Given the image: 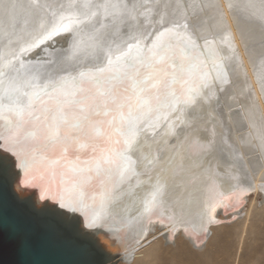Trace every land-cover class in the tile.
Returning <instances> with one entry per match:
<instances>
[{
  "label": "rangeland",
  "instance_id": "rangeland-1",
  "mask_svg": "<svg viewBox=\"0 0 264 264\" xmlns=\"http://www.w3.org/2000/svg\"><path fill=\"white\" fill-rule=\"evenodd\" d=\"M227 3L229 9H233L230 10V15L233 16L232 26L235 23L233 28L227 27L228 22H225L213 0H0V40H2L0 60L3 53H9L10 57L9 71L0 75L1 98L11 97L18 83L27 82L29 86L43 80L52 81L74 72L81 64L97 67L106 60L117 57L120 50L119 55L126 50L124 53L130 52L129 55L133 57L148 56L145 61L138 62L139 67L146 62L147 68L136 89L130 88L132 97L129 100L130 107L141 108L145 112L135 115L136 117L134 116V119L125 125V130L119 131L120 138L114 139V142L110 140L111 144L109 141L107 146L105 144L108 143H105L102 144L103 146L89 145L86 149H81V145L88 140L82 142L83 144L80 141L94 136L81 131L82 139L79 141L77 138V141L75 140L77 144L74 143L73 146L70 145L59 152L58 157L47 165L48 172L50 171L54 176L61 174L66 176V172L87 169L90 177L97 173L101 178L112 181V177L122 169V163L126 161L125 157H128L126 154L133 151V147L136 146V137H140L144 132L147 138L149 137L144 129L145 124L148 125L154 116L166 117L167 119H164L166 122L172 120L175 112H179L182 108L178 105L182 104H187L188 109L185 113L181 112V115L179 113L176 118L178 124L171 129H157L151 143L146 141L142 145V149L150 152L149 158H175L178 162L174 170L182 171L185 165L180 161L185 160L186 163L188 158L195 160L202 158L201 154L205 155L208 147V138L220 136L218 132L223 126L226 130L225 139L232 138L231 130L228 128L230 125L226 119L229 117L227 114L229 110L234 112L243 110L247 117L250 116L249 125L252 126L247 129L239 127L238 133L259 130L257 135L264 148L263 121L259 122L264 119V109L254 103L256 101L257 104L264 105V0H228ZM188 23L197 31L195 35ZM153 28L156 30L155 34L144 35ZM214 32L219 38L224 58L229 61L227 62L229 68L231 64L234 66L231 65L232 72L229 69L230 78L233 77L230 84L221 75L217 81L221 87L227 86L222 92L221 105L216 97V86L208 79L205 72L206 58L199 50V43L208 39L206 33ZM139 34L143 36L141 38L135 36ZM5 45L9 47L7 52L3 51ZM208 50L209 53L212 52ZM234 54L236 57L232 56ZM138 63L131 66L133 69L131 67L127 69H130L128 74L138 70ZM104 65L100 68H104ZM114 71L110 72V69L107 71L111 74L112 80L122 75V72L118 71L121 75L117 77L118 72ZM123 78L126 77L122 76ZM174 106L177 109L175 111ZM252 109H255L256 113ZM149 110L152 112L149 113ZM146 111H148L147 115ZM124 113H127V110ZM254 113L260 117L255 116ZM117 119H122V116L119 115ZM257 121L259 126L261 125L260 128L257 126ZM251 122L256 124L253 126ZM157 123H152L153 127ZM134 124L135 127L130 129ZM130 130L141 133L136 135ZM210 130L212 134L214 130L218 132L215 131L213 136ZM70 132L78 133L76 130ZM242 139L240 143L242 154L244 158H250L254 151L251 146L254 141ZM116 140L118 143L123 142L118 144ZM128 142H131L132 146ZM124 144L125 147H122ZM116 145H120L119 151ZM127 146L132 149L126 148ZM221 147L223 148L219 145L218 148L222 156L212 151L209 159L206 160L211 162V158H230L223 156L227 153ZM87 151L91 155L89 152L87 154ZM123 151H126V154ZM98 153L102 157L97 156ZM112 162L114 164L116 162L114 167L118 166L114 168ZM222 168L223 166L217 162L208 164L197 176L196 182L172 203L177 206L197 208L204 200L206 191L211 190V184L214 183L212 181L219 180L221 185L225 182ZM28 170H32V173L39 171L33 168ZM37 174L41 175L40 172ZM81 177L79 174L76 177L79 180L76 182H79ZM108 205V202L97 204L91 208V212L90 209L84 208L78 210L84 214L88 213L89 217L86 214L85 216L91 220L93 218L94 223L105 216L107 221L109 220L108 226L112 229V226L118 227V221L128 215L125 213L128 210H120L110 215L107 210ZM99 208L101 210H98ZM59 210L63 216L71 215V212L62 208ZM105 211L108 213L105 214ZM213 214L214 223L202 231H197L180 221H167L162 217L153 216L147 220L132 245L123 239H118L107 255L117 264H264V189L250 197L241 196L234 199L233 196L227 195L215 205ZM109 227L104 229V233L110 230ZM93 236L95 237L92 238ZM93 236L88 238L98 242L97 235Z\"/></svg>",
  "mask_w": 264,
  "mask_h": 264
},
{
  "label": "bare ground",
  "instance_id": "bare-ground-1",
  "mask_svg": "<svg viewBox=\"0 0 264 264\" xmlns=\"http://www.w3.org/2000/svg\"><path fill=\"white\" fill-rule=\"evenodd\" d=\"M227 1L228 0H213L214 4L219 9L221 16L224 17L225 22H228L227 27L233 28L235 23H233L234 25L232 26L231 17L233 16L230 15V10L232 8L229 9V3H227ZM188 25L195 35L197 31L193 29L189 23ZM155 28L144 35L149 36L155 34ZM2 30L4 31L5 29ZM135 36L141 38L143 35L139 34ZM206 36L208 39L199 43V50L201 51L200 53L204 56V58H206L207 64L205 67V72L208 75V79H210L211 82L216 86V97L221 105L222 102H220V100L222 97V92L227 86L221 87L217 81L221 75L224 77L223 79H225L226 82L230 84V82L233 80V77L230 78L231 76L229 75V69L232 68V64L229 68L227 63L229 61H227V59L223 56L217 34L215 32L206 33ZM208 49H210L212 52L209 53ZM8 50L9 47L5 45L3 51L7 52ZM120 51H118L119 54L121 53ZM124 52H126V50ZM124 52L121 55H116L117 57L113 59H111V56H109L110 59L108 61L106 60V56L105 63H101V61L99 62V64L101 63L100 66L105 64V67L103 66L104 68H100V66H97L96 63L95 65L97 67L90 66L91 64H81L74 72L68 73L65 76L63 75L62 77L52 81L43 80L37 84L29 86L27 82L26 84L25 82L18 83V85L15 86V91L11 97H0V167L5 172L15 196L20 200L27 201L32 207L41 210H49L50 212L57 214L69 224H73L76 231L85 237L97 235L96 238L98 239V242L96 243L106 253L109 252L110 248H112L118 239H123L129 245H132L135 239L139 236L147 220L153 216L162 217L167 221H180L197 231H202L204 228L209 227L212 223H214L215 218L213 214V208L225 196L231 195L234 197V199L241 196L250 197L252 194H256L264 189V148L262 147L260 137L257 135L259 130L257 129V132H254L253 130H247L243 134H239V129L237 130L239 127L247 129L252 126L249 125V115H251L252 112H250L251 114H249V117H247L243 110L235 112L229 110L227 112L229 117L226 119L227 122L231 123H228V125H230L228 128L231 130L230 136L232 138L225 139L224 131L226 130L224 126L222 127V130L217 129L221 130L220 132L214 130L212 134L210 130L213 136H215V131L220 133V136L216 135L215 138L213 136V138H208V147L206 148L205 155L202 153V158H199L201 161L199 159L195 160L194 158H188L189 160L184 163L185 160H181L180 162L182 165H185V168L182 169V171L174 170L178 162L175 158H149L150 152L142 149V145H144L146 141H148L149 144L151 143L156 131H158L157 129L174 128L179 122L176 120V118L179 116V113L181 115V112L185 113L187 111V104L178 105L182 108L179 109V112H175L173 119H170L168 122L164 120L167 119L166 117H160V120V118L154 116L151 118L150 122L147 121L149 124H145L146 127L143 124L145 127L144 129L147 131L146 133L149 134V139L144 132L145 136L144 134H140V137H136V146L133 147V151L129 150V154H126V151H123L128 157H125L127 159L122 163L121 170L116 168L118 170V174L112 177L114 179H112V181H108L106 178H101V175L97 173H94V175L90 177L89 171H86L87 169H80L79 171L75 172L65 171L66 176H63L65 174L54 176L50 171L48 172L47 165L51 163V160L53 161L54 158L58 157L57 155L59 152H61L64 148L70 147V145L74 144L75 140L77 141V138L79 141L82 139L83 135L80 134L81 131H83V133H91L94 135L93 137H86L85 140L80 141L82 143L88 140L87 143H82V147L79 146L81 149H86L89 145H94L96 147L105 143H108L105 144L107 146L109 145L110 140L113 141L119 137V131L123 132L122 130H125V125L129 121L131 122L135 115L142 111L145 112L141 108L135 109L130 107L129 100L132 97L130 88L133 87V89H136L137 84L142 81L147 68L146 62L144 65L141 64L140 67L138 62H143V60L145 61L148 56L133 57L129 55L130 52ZM113 55L115 54L113 53ZM232 56H235V54ZM235 57H233L234 60ZM137 63L139 67L138 70H135L132 72V74H128L130 69H127L131 66H134L135 64L137 65ZM9 67V53H3L0 60V75L6 74L9 71ZM109 69L110 72L111 70H117V72L121 71L122 75L120 74L121 72H118L117 77L119 74L121 76L115 80H112L110 78L111 74L107 73ZM136 74H138V76ZM122 76H125L126 78L122 79ZM249 88H251V86ZM254 103L259 106V108L261 107V109H264V105L257 104L256 101ZM175 108L176 106L173 108L174 111L177 110ZM126 110L127 113H124ZM254 110L252 109V111ZM151 112L149 110V113ZM254 112L256 113V111ZM147 113L148 111H146V115ZM207 113L209 114V112ZM119 115L122 116V119H117ZM255 116L258 115L256 114ZM261 121L264 122V119L260 120L259 122L261 123ZM263 122L262 126L264 127ZM152 123L157 124L153 127ZM216 123L219 124L218 122ZM256 123L258 124V121ZM255 124H253V126ZM131 125H133V123H131ZM221 126L222 125H220V127ZM257 126H259V124ZM134 127L135 124L130 129H133ZM263 127H261V129H263ZM70 130H76L78 133L72 134ZM130 131L133 132L132 130ZM134 133L136 132H133V134ZM138 133L141 132L138 131ZM138 133H136V135ZM123 134H125V132ZM130 135L131 134H129V137ZM262 135L264 136V132ZM121 137L124 136L122 135ZM242 138H245L247 141H254L251 144L252 148H254V151L250 158H244V155L242 154L243 151L241 150L240 145V143L243 141ZM129 139L130 138H128V140ZM223 140H225V142H223ZM92 142H94L96 145ZM122 142L120 141L119 143ZM130 143L129 145L132 146L133 141L131 144ZM125 144L122 145V147H125ZM219 145L223 146L221 149H224L225 153H227L226 155L223 154V156H229L230 158H211V162L206 160L209 159L208 157L211 155L212 151L222 156V154L219 153ZM130 146H127L126 148L129 147L130 149ZM118 147L119 148L117 150L119 151L120 145ZM140 149H142V151ZM89 151H87V154ZM89 154L91 155L90 152ZM97 156H100V154ZM116 156L118 155L116 154ZM93 161L96 163V160ZM214 162H217L223 166L221 172L225 176V182H223L221 185L218 182L219 180L212 181L214 183L211 184V190L206 191L204 200L197 208L174 205L172 202H174L175 198L180 196L182 193H185L187 188H190L191 185L196 182L197 176H199L201 171L208 164ZM83 163H85L84 160ZM78 164L79 163H77V165ZM229 164H231V166H229ZM113 165H116V162L115 164L113 163L112 166ZM29 168L39 170L38 172H40L41 175H38V172L32 173L33 171L28 170ZM97 168L98 167H96V169ZM106 170H108V168ZM79 174L82 176L80 178L81 180L76 182L79 180V178L78 180L76 178ZM106 202L109 203L107 206L108 209H106L109 210L108 212L110 215L111 213L113 214L120 210H128L125 212L128 213V215H126L122 220L118 221V227L116 226L113 228L112 226L111 229L107 223L109 220L107 221L105 216H102L104 217L103 219L99 221L96 220L97 222L94 223L95 221L93 218L92 220L94 222L90 218H87L89 215L88 213L87 215L85 212L87 215L85 216L82 211L78 210L79 208L80 210L81 208H84L85 210L90 209L89 212H91V208L93 206ZM237 203H240V199L237 201ZM60 208L66 210L67 212H71V215L63 216V213L59 210ZM94 209L95 208H93V210ZM98 210L101 209L99 208ZM108 212L105 211L104 213L106 214ZM78 213L80 215H78ZM93 214L96 216L95 213ZM107 227H109L110 230H108L107 233H104V229ZM122 229L125 231H120ZM94 237L95 236L92 238Z\"/></svg>",
  "mask_w": 264,
  "mask_h": 264
},
{
  "label": "water",
  "instance_id": "water-1",
  "mask_svg": "<svg viewBox=\"0 0 264 264\" xmlns=\"http://www.w3.org/2000/svg\"><path fill=\"white\" fill-rule=\"evenodd\" d=\"M0 264H117L49 210L17 198L0 167Z\"/></svg>",
  "mask_w": 264,
  "mask_h": 264
}]
</instances>
